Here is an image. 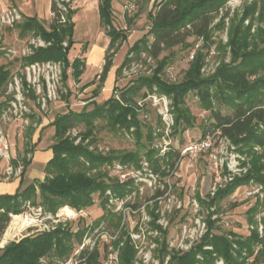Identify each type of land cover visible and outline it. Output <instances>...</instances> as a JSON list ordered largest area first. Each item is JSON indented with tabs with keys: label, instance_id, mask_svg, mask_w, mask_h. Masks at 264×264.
Segmentation results:
<instances>
[{
	"label": "rangeland",
	"instance_id": "1",
	"mask_svg": "<svg viewBox=\"0 0 264 264\" xmlns=\"http://www.w3.org/2000/svg\"><path fill=\"white\" fill-rule=\"evenodd\" d=\"M77 1L68 0L65 2L72 7L77 4L78 9L74 13L73 20V39L77 47L75 50H81L78 53L80 57H83L85 54L83 51L86 50L88 45L93 43L101 45L105 41L103 36L105 28L100 23L98 9L93 8V0ZM159 1L111 0L113 24L119 29H123L127 35V40L122 43L120 49L123 48L124 51L127 45H131L143 34H146L150 27L148 13L155 11ZM50 2L51 0H0V66L4 65L10 69L9 80L0 89V102H8L0 117V127L9 145L11 158L14 155L17 159L24 160L25 158L27 160V155L30 153V162L35 150L33 139L36 138L35 133L40 130L38 129L40 126L38 120L46 122L51 120L54 114L59 111L67 108L79 110L85 104L90 109L92 107V90L99 86L97 74L104 63L103 60L98 67L87 73L85 72V65H83L84 74L78 80L72 77L71 69L68 68L67 86L62 82L59 64L47 61L36 66L34 70L32 68L28 70V66L23 63L21 58L29 53L31 47H35L33 42L37 43L42 39L33 36L31 33L21 36L15 24L23 19L24 12L29 13L35 7L37 18L46 27H49L53 19V13L49 9ZM255 2H257L256 5L261 6V0H228L219 14L222 15L223 12H228V15L224 17L221 26L211 28L208 38L190 36L186 39V44L189 45L177 44L163 50L157 59L165 56L167 64L159 76L167 82L181 81L197 52L203 54L202 75L215 74L223 62L227 63L232 59V47L229 41L233 23L239 22L246 6H251ZM129 5L132 7H129ZM260 8L264 7H258L254 13L248 15L242 21L245 26L252 22L250 33L253 36L248 39L250 42L249 50L254 42L259 47L264 46V43H261V41L264 42V10L260 14ZM14 10L18 14L20 13V18L15 19L16 23L12 24L10 23L11 12L13 15L17 14ZM217 21L218 18L215 19L214 23ZM254 34L257 35L254 37ZM105 37L108 38V35H105ZM148 38L151 41L152 35H149ZM82 44H84L83 47ZM73 50H70V58H73ZM120 53L121 50L114 55L112 61L118 55L120 56ZM131 56V62L125 66L120 75L118 77H116L117 75L114 76L113 85L110 91L106 93L107 98L112 93L118 96L120 88L129 77L151 75L157 68V59L152 58L145 50L141 51L139 56L134 54ZM48 62L50 63L47 64ZM116 62H118V59ZM89 82L92 83L91 86H85ZM105 85L104 82L98 90V96L95 97L97 102L106 99L105 94H103ZM67 87L70 90L68 96L66 95ZM18 90L24 95L23 98L20 97L23 103L20 109L14 108L10 103L16 95H19ZM30 90H33L34 98L28 94ZM144 93L145 96L142 95ZM134 98L138 106L142 107L138 113V118L142 123L139 130L141 132L140 140H137L135 133L132 132L133 128L129 131L110 130L103 119H97L92 137L94 141L90 145L91 149L96 147L102 153L109 150H138L142 156L140 158L141 164L147 162V159L143 156L146 148L140 145L142 142L149 145L150 148H159L160 155L169 147L175 148L180 154L182 148L189 141L203 136L204 129L208 132L207 130L210 129L208 126L213 121L212 109L223 115L233 114V110L229 105L216 99H213L211 108H205L196 93L189 91L184 96V105L194 116V125L184 131L174 132L172 100L167 95L155 89L150 92L143 88ZM262 104L264 106V99ZM23 105L25 108H23ZM84 129L85 125L79 123L67 133L75 136ZM47 130L44 128L41 131L45 137L48 136L49 142L50 137L49 134L46 135ZM148 131L152 134L150 143L147 139ZM79 139L78 137L75 142H78ZM86 142L87 140H85ZM230 142L231 145H234L231 140ZM31 145H34L32 150L30 149ZM234 146V150H232L231 146L225 143L222 147L217 148L216 155L221 163L217 176L210 168L208 153H204L196 159L184 158L180 155V160L175 168L170 169V171L163 161L159 162V169L155 172L150 166L147 168L144 163L145 169L142 168V165L139 168L132 164H123L119 160L101 165L98 169L107 172L109 176H115L120 171L131 173V188L125 196L119 198L110 189H107L104 194L106 206L103 207L100 202L103 198L95 193L93 194L94 204L82 209L80 213L67 206L68 209H73L72 211L75 212L73 215H69L66 210H63L66 206L59 208L55 214L46 212L43 208V212L38 213L36 208L39 205H30L29 208L23 207L22 213L25 212L29 218H32L30 224H27L29 227H26V225L21 227L20 221L18 223H15V220L9 221L2 234H0V247L27 234L46 231L45 226L52 229L60 223H68L73 232L81 229V240L78 242V240L72 239L73 248L69 255H72L74 248H77L80 243L86 242L84 259L80 264H85L86 255L93 250L100 251V258L96 264H104L107 260L104 255L109 251L107 246L105 248V243L111 246L110 250L112 251L108 264H121L119 256L125 244L132 247V264H177L172 259L173 255L186 253L199 244L202 237L207 233L206 224L207 220L210 219L211 221L214 220V227L210 232L226 233V235L232 231L245 236L252 229L258 231L259 224H262V236L258 234L263 241L256 244L254 248L256 251L264 248L263 185L251 180L245 185H238L218 206L209 201V195H213L218 188L224 187L233 178L245 174L246 169L251 165L249 163L250 158L241 153L236 145ZM252 147L256 153L264 151V145L256 144ZM4 162V159L0 157V181L7 182L19 179L12 177L9 180H4L2 178L4 176L2 173ZM37 165L33 161L31 167L28 168L29 163H27L24 167L22 179L26 180V172L39 167ZM151 173L152 176H150ZM42 175L45 177L46 172ZM159 191H163L161 195H158ZM229 238L231 237L229 236ZM93 243L94 245H92ZM203 248L211 250L212 247L204 244ZM195 258L197 261L194 264H207L201 261L203 260L201 253L196 254ZM252 258L253 256L248 261L250 262ZM74 259H72L73 262ZM212 264H224V261L222 258H218ZM253 264H264V249H262V253Z\"/></svg>",
	"mask_w": 264,
	"mask_h": 264
},
{
	"label": "trees",
	"instance_id": "2",
	"mask_svg": "<svg viewBox=\"0 0 264 264\" xmlns=\"http://www.w3.org/2000/svg\"><path fill=\"white\" fill-rule=\"evenodd\" d=\"M227 1L160 0L155 11L148 13L150 22L148 31L129 46L122 63L116 69V77L131 62L133 54L139 56L140 52L145 50L152 58L157 59L163 50L177 44H186V39L190 36L208 38L211 28L221 26L224 17L228 15V12L219 15ZM58 2L59 0H51L50 9L54 16L49 27H46L36 16L24 14L23 19L15 26L19 29L21 36L31 33L47 43L45 46L32 48L30 54L21 58L23 63L29 65L35 62H59L62 82L67 86V69L70 68L72 77L78 80L84 69V60L75 57L70 61L68 58V53L74 44L73 15L75 10L63 1L62 4L66 7L64 11L59 8ZM110 2L111 0H99L97 7L100 23L104 26L110 41L104 63L97 74L99 86L92 90V107L88 109L85 104L79 110L67 108L55 113L49 120L47 125L54 127L53 142L50 145L53 155L45 165L46 176L43 180L35 179L23 186V170L17 191L12 194H0V234L10 221V214L22 213L23 207L27 208V204L39 205L44 211L55 214L63 206H69L77 211L92 206L95 193L103 198L100 202L105 207L104 194L107 189L119 198L129 192L132 184L129 177L121 182L117 175L109 176L107 172H102L98 168L114 160L140 167L142 156L138 150H109L102 153L96 147L91 149L90 145L94 141L92 137L97 119H103L110 130L129 131L133 128L132 132L135 133L137 140H140L139 130L142 123L138 118V113L142 107L138 106L134 96L143 88L150 92L155 89L172 100L174 132L184 131L194 125V116L184 105V96L189 91H194L207 109L211 108L213 99L224 102L232 108L233 114L225 115L212 109L213 121L208 126L210 129L207 127L206 129L212 132L219 130L222 137H227L241 153L250 158L251 165L246 169L245 174L233 178L224 187L218 188L213 195H209L210 203L218 206L238 185H245L251 180L264 186V151L256 153L252 147L256 144L264 145V106L262 104L264 99V46L259 47L254 42L250 50L248 49L250 43L248 39L253 36L250 33L252 22L248 26L242 23L244 18L254 13L258 7H264V0H261V6L256 5L257 2L246 6L239 22L233 23L229 41L232 47V59L230 62H223L215 74L202 75L203 54L197 52L184 78L179 82H167L159 76L167 64V58L164 56L157 59V68L153 74L129 77L120 88L118 96L112 93L107 99L97 102L95 97L98 96V90L102 87L112 66L113 57L122 43L127 40L123 29L113 24ZM260 9V14H262L264 8ZM61 15L64 16V21L60 20ZM217 18L218 21L214 23ZM149 35H152L151 41L148 38ZM255 35L257 34H254V37ZM261 43L264 42L261 41ZM9 78L10 69L1 65L0 89L5 86ZM90 84L92 83L89 82L85 86ZM28 94L32 98L35 97L33 90H30ZM66 95H70L68 87ZM142 95L145 96V93ZM6 104H8L6 101L0 102V117L4 111L3 108L7 107ZM79 123L85 125L84 131H79L75 136L67 133ZM45 126H42L40 131ZM205 133L207 132L204 129L203 135ZM78 137L79 141L75 142ZM147 139L149 143L152 141V134L149 131ZM85 140H87L86 143ZM140 145L146 148L143 156L154 172L159 169L160 161H163L170 171L180 160L179 151L175 148L169 147L160 155L159 148H150L143 142ZM33 148L34 145H31L30 149ZM29 162L30 160L24 158L25 165ZM162 192L159 191L158 195ZM206 225L207 233L199 244L186 253L173 255L172 259L177 264H194L198 253L202 254L203 260L201 261L207 264H212L218 258H222L224 264H253L264 249L260 248L256 251L254 248L256 244L263 241L257 229L250 230L245 236L232 231L226 235V233L210 232L214 227V220L208 219ZM73 238L80 242L81 229L73 232L68 223H60L52 229L27 234L0 247V264H54L66 260L73 248ZM204 244L211 245V250L204 249ZM99 254V250L89 252L86 255L85 264H96L100 258ZM132 256V247L125 244L119 256L121 264H132ZM251 256L253 258L249 262L248 259Z\"/></svg>",
	"mask_w": 264,
	"mask_h": 264
},
{
	"label": "built area",
	"instance_id": "3",
	"mask_svg": "<svg viewBox=\"0 0 264 264\" xmlns=\"http://www.w3.org/2000/svg\"><path fill=\"white\" fill-rule=\"evenodd\" d=\"M63 1L65 3V1H68V0H59L58 6H59V8H61L62 10L65 11L66 7H64V5L62 4ZM124 7L126 8V6H124ZM129 7H132V6L129 5ZM14 12L17 14L13 15L11 12V21L12 22L10 21V23H12V24L16 23L15 21L20 18V15H19L20 13L18 14V12L16 10H14ZM53 16H54V13H53ZM60 20L61 21L65 20L63 15H61ZM39 42H37V43L33 42L35 44V47L47 45V43L45 41L42 42V40L41 41L39 40ZM65 44L66 43H64V45ZM31 52H32V47H31V50L29 51L28 54H30ZM44 63L45 62H42V63L35 62V63L27 65L28 66L27 68H28V70H30V68H32L34 70L36 66H39V64H44ZM49 63L50 62H48L47 64H49ZM53 63L59 64V67H61V64L59 62H53ZM18 94L19 95H16L15 98L13 99V101L10 102L12 104V106L16 109L22 108L23 103H22L20 97H22V98L24 97L23 93L20 92L19 90H18ZM23 108H25L24 105H23ZM225 143H227V145L229 144V146H231V149L234 150L235 146L230 144L231 142L227 137H225V136L222 137L221 132L219 130H216L214 132L208 131L207 133H205L203 136L199 137L198 139L189 141L182 148L180 155H181V157H184V158L188 157L191 159H196L200 155H203L204 153H208L210 156V161H209L210 168H211V170L214 171V173L217 176L218 171H219V167L221 166V163H220V160L218 159V157L216 155V150L218 147H222ZM0 157H2L5 161L3 164V171H2L4 176L2 178L4 180H9L12 177L20 178V176L24 170V166H25L24 160L23 159H17V158H15L14 155H13V158H11L12 156H10V154H9V145L6 141L5 135L3 134L2 130H1V127H0ZM26 159L27 160L30 159V153L27 155ZM143 163L148 168V166H149L148 163L147 162H143ZM143 163H141L142 168H144ZM228 168H229V166H228ZM240 171H241V167H240ZM130 174H131L130 172L126 173V172L120 171L119 174H116V175L119 178V180L121 182H123L126 178H128V177L130 178V176H131ZM150 176H152V173L150 174ZM29 206L30 205L27 204V208H29ZM36 210L40 214L43 212L42 208L40 206H38L36 208ZM80 212H82V209L78 210L77 213H80ZM74 214H75V212H74ZM18 215L23 216V217H28V214L25 212L19 213V214H10V217H11L10 221L11 222L14 221L15 217L16 216L18 217ZM26 227H29V226L26 225ZM49 228H50L49 226H45V229L49 230ZM258 233L260 234V236H262V233H263V225L262 224H259V226H258ZM92 245H94V243ZM104 245H105V248H106V246H107V248H109V251H107L104 255V257L107 258V260H105L104 264H108V260L110 261L109 257H111V255H112V251L110 250L111 246L108 244L106 245V243ZM85 246H86L85 241L82 244L80 243L77 248H74L72 255H69L66 260L58 261L54 264H80L84 259L83 254L85 253V250H84ZM73 258H75L74 262L72 260Z\"/></svg>",
	"mask_w": 264,
	"mask_h": 264
},
{
	"label": "crops",
	"instance_id": "4",
	"mask_svg": "<svg viewBox=\"0 0 264 264\" xmlns=\"http://www.w3.org/2000/svg\"><path fill=\"white\" fill-rule=\"evenodd\" d=\"M92 2H93V8L98 9L97 7H98L99 1L93 0ZM77 4H78V1H77ZM77 4L73 7L71 6V8L75 10V12H76V9H78ZM30 11L31 12H29V13L24 12L25 13L24 15H27V16H33L34 15L37 17V10L35 9V7ZM73 20H74V15H73ZM105 35H106V33L104 32L103 36H104L105 41H103L101 45H97L96 43L88 45L86 50L84 51L85 54L83 57H80V55L78 53V51L80 52L81 50H75L77 47L75 46V43H74L70 49V50L74 49L72 52L73 58L69 57V54L71 52V51H69V53H68L69 60L72 61L75 57H80V59H83L84 60L83 64L85 65V68H86L85 72L86 73L90 72V70L94 69L95 67H98V65L101 64V62L104 60L106 51L108 49L109 41H110L109 36L107 38V37H105ZM129 46L130 45H127L124 51L122 50L123 48L119 49V50H121V53H120L121 55H122V52H124L123 55L122 56L118 55L117 58H115V60L113 62H111L112 66L110 67V69L107 73L106 79L104 81L106 85L104 88L105 93L103 91V94H105L106 99H107L106 93L108 91H110L111 86L113 85L114 76L116 75V69L122 63V61H123V59H124V57L128 51ZM119 50L117 52H119ZM117 59H118V62H116ZM82 74H84V69H83V72L81 73V75ZM81 75L79 76V78L81 77ZM89 86H91V85H89ZM89 86H87V87H89ZM48 122H49V120H47L46 122L40 121L39 122L40 126L38 129H41L40 127L46 125L45 128L48 129L46 132V135L49 134L50 141L48 142V139H47L48 136L45 137L43 135L42 131L39 132L40 131L39 130L38 133H35L36 138L33 139V142H35V150L33 151V157H32L31 162H29L28 168L31 167V165L33 164V161H35L39 165V167H36L32 171L30 170V172H28V171L26 172V177H27V178H25L26 180L22 179V181L24 182L23 183L24 185L32 182L34 179H40L41 180L42 177H44L42 175V173L44 174L45 165L53 155V152H52V149L50 148V145L53 142L54 127L47 125ZM19 184H20L19 179H16L13 181H7V182L0 181V194H4V193L12 194V193L16 192L17 188L19 187ZM69 210H71V209L69 208Z\"/></svg>",
	"mask_w": 264,
	"mask_h": 264
},
{
	"label": "bare ground",
	"instance_id": "5",
	"mask_svg": "<svg viewBox=\"0 0 264 264\" xmlns=\"http://www.w3.org/2000/svg\"><path fill=\"white\" fill-rule=\"evenodd\" d=\"M63 209L66 210L69 215L74 214V212L72 210H69L67 207H64ZM18 221L21 222V227H23L24 225L30 224L32 218L18 215V217L17 216L15 217V223H18Z\"/></svg>",
	"mask_w": 264,
	"mask_h": 264
}]
</instances>
